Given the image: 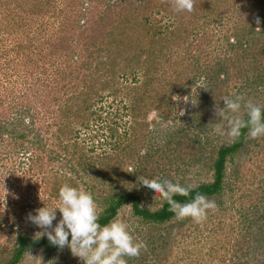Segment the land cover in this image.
<instances>
[{
  "label": "trees",
  "instance_id": "1",
  "mask_svg": "<svg viewBox=\"0 0 264 264\" xmlns=\"http://www.w3.org/2000/svg\"><path fill=\"white\" fill-rule=\"evenodd\" d=\"M61 13L49 34L54 23L39 17ZM215 21L227 26L223 36L216 37ZM10 39L0 49V185L47 197L20 204L10 220L0 215V264H22L32 251L43 264H82L67 247L33 235L35 225L25 219L48 207L47 198L58 200L64 184L92 194L101 226L128 209V230L145 245L139 257H125L128 264H216L214 247L210 260L201 256V228L215 240L231 239L223 263L264 264V193L260 208H234L236 181L249 155L264 150V137L251 139L244 128L232 140L214 130L226 125L215 114L225 97L264 106V0H195L191 14L177 13L171 0H0V41ZM165 88L188 99L173 131L145 120L153 110L163 120L174 112ZM176 160L180 179L168 174ZM191 170L194 181L187 182ZM138 177L190 186L187 197L173 199L183 204L202 194L218 209L204 225L177 220L159 195L148 204L151 189ZM233 209L243 232L232 238L233 230L221 235L208 227Z\"/></svg>",
  "mask_w": 264,
  "mask_h": 264
},
{
  "label": "clouds",
  "instance_id": "2",
  "mask_svg": "<svg viewBox=\"0 0 264 264\" xmlns=\"http://www.w3.org/2000/svg\"><path fill=\"white\" fill-rule=\"evenodd\" d=\"M171 4L177 13L191 14L195 10V0H171ZM256 24L258 25L256 31H260L259 18L256 19ZM178 97L174 96L172 99L179 101ZM183 114L182 112L181 116ZM215 114L217 119L226 122V125L222 123L214 125V130L220 135L236 140L240 137L241 130L247 128L249 138L264 137V106L245 100L243 96L225 97L223 107L219 109L216 107ZM245 115L247 120L244 119ZM138 179L143 186L155 193V199L159 194L169 204V210L175 214L177 220L190 218L199 224L207 219L209 211L215 212L218 209L214 200L202 194H197L190 202L183 204L173 199L176 195L187 197L191 191L190 186H182L167 179L163 181L148 180L144 177ZM57 210L61 214V219L53 227ZM35 211V215L28 214V219L37 228L42 229L36 236L39 238L46 236L51 245L61 250L67 247L82 264H128L125 257L129 259L139 257L141 249L145 247L142 242L134 241L128 224L119 213L108 224L101 226L98 222L100 218L98 205L92 194L82 188L64 184L59 189L55 208L44 206ZM49 264H55V261H49Z\"/></svg>",
  "mask_w": 264,
  "mask_h": 264
},
{
  "label": "rangeland",
  "instance_id": "3",
  "mask_svg": "<svg viewBox=\"0 0 264 264\" xmlns=\"http://www.w3.org/2000/svg\"><path fill=\"white\" fill-rule=\"evenodd\" d=\"M61 18H62V13H61V15H51L50 14V15L45 16V17H39V19H41V21L43 20V21H47L49 23H54V26H49V34H51V31L56 29V25L60 21ZM211 27L214 28V33H215L216 37L217 36H223L225 34V31L227 30V26L224 25V22H222V21L221 22L215 21V23H213L211 25ZM11 40L12 39H10L9 41L7 40L6 42L0 41V49H1L2 44H4V43H7L4 46L5 48H6V46L10 47V46H8V43ZM211 41L213 42L214 40L212 39ZM209 45H212V44H209ZM11 55L14 56V53ZM191 61H193V60H191ZM19 72L20 73H11V75H15V76L16 75H23V73L21 71H19ZM9 73H10V71H9ZM0 77H3V75L1 73H0ZM165 79L167 81L172 80V78H167V76L165 77ZM200 82L201 81H199L198 84ZM167 89L168 88H165V91L163 93L165 94L166 97H170V99H171L170 101L172 102V104L170 106L171 107L176 106L174 112L172 111L170 118H168V119L166 118L163 120V118H161L159 115V114H161V112L159 113V111L153 110L147 114V117H145V120L147 122H150V123L154 120L156 122V124L161 123L160 124L161 128L169 129V130L173 131L176 127V124H180L181 114H182V112L184 113V110L181 109V107H182V105H184L183 103L186 102L188 99H187L185 94L182 98L180 97L181 95H179V93L178 94H175V93L168 94ZM194 90H195V88H194ZM174 96H179L178 97L179 101L173 100L172 97H174ZM174 103H176V105H174ZM182 116H184V114ZM174 124H175V127H172ZM153 129L154 128L151 126L148 128V130H152V131H153ZM140 149L143 150L145 148L140 147ZM262 151L264 152V150H262ZM262 151L258 154L252 153L249 155L251 160L249 162H247L246 164H244L242 167L243 179L240 181L239 180L236 181V185L240 188V191L236 192V195H234L235 196L234 200H236L234 208H241L242 214H244L246 209H250L248 207L252 203L257 204L259 208L262 206V203L259 202L261 195H263V193H264V191L262 190V189H264V182H263V184L261 183L262 185L259 184V182L262 181L263 177H264V153ZM181 164H182V162L180 160H176V163L174 162L171 165L172 169H175L176 172L174 170H172V171L169 170L168 174H170L172 177H176V178L180 179L179 176H180L181 170L183 168V165L181 166ZM256 165H261L262 170H259V169L257 170ZM161 167L162 166H160V168ZM167 168L168 167L166 166V169ZM151 172H154V178L157 177L156 175L158 173V170H152ZM193 173L194 172L191 170V174H188V173L186 174L185 180H188L187 182H190L192 180L194 181ZM17 188H18V186L14 185V184L10 185L9 188H5L4 182H2L0 185V215L4 219H8V220L12 219V217H9L8 215H10L12 213V210H14V209L16 211H18L20 204H25V205L28 204L29 205L30 202H31V204L32 203L35 204L37 202L40 203V200L42 198L47 197V195H45V194L40 195L39 192H32V195H31V190H28L27 192H25L26 190H24L23 188L18 190L20 195H21L20 196L19 194L15 193V190H17ZM158 195L159 194H157V196ZM240 195H241V198H237ZM154 197H155V193L151 190L150 195H148L145 199L148 201V204H152V203H155ZM23 198H25V199H23ZM57 203H58V200H56L54 198H47V206L48 207L55 208L57 206ZM39 208H41V207H39ZM233 212H234V209L232 212H226L227 214H222V216L220 215L221 217H223V221H224L221 224L222 226L221 225L219 226V223H218L219 220L215 219V220H213L214 224H212V226L209 225L208 227L210 229H211V227L216 228L217 230L215 233H218L221 235H223V233L227 234L230 230H233V232L235 233L232 235V238H233L239 232H243V230H245V227H243L244 226L243 222L241 221L243 217L238 215V214H234L235 216L232 215L233 217H231V213H233ZM119 214L121 215V218L126 222L127 218H128V209H123ZM12 216H13V214H12ZM56 217H57L56 220L53 221V227H55L56 223L61 219V214L59 213V211H57ZM244 217H249V216H244ZM25 219H26V223H27V221L30 223L28 217ZM25 219L22 221L23 224H25ZM246 220L248 221L249 218H247ZM13 222L14 221L12 220L11 222H8L6 225L7 226L12 225L13 226L14 225ZM204 223L205 222H202L203 225H204ZM230 224H231V228H230ZM244 224L247 225V222ZM32 227L37 232L42 231V229H39L36 226L35 227L32 226ZM33 229H32V231H34ZM192 230H194V228ZM192 230H190V235H192L191 234ZM200 230H202L203 232H197V231L196 232H197L198 237L200 239H203L202 244H204V248L203 249H202V247L199 248V250L202 251L201 256H203L205 260L206 259L210 260L212 257H210V255H208V253H210L211 251H214V249H216V252L213 253L214 254L213 261L216 264L217 263L225 264L221 261V258H220L222 256L224 257V255H225L226 260H230L231 243L227 244V241H229L231 239H228V238L225 239V238H222V236H221L218 240H215V238H213V232L212 231H208L206 234L205 229L201 228ZM7 231L9 232V229H7ZM32 233H33V235L36 236V233H34V232H32ZM206 236H208L210 238H207ZM5 237H6V235H3V236L1 235V239L3 238V240H4ZM192 238H193V236H191V240L189 238V241H188L189 243L195 242L194 240H192ZM212 238L214 240H212ZM220 240H221V242H220ZM223 243H225L224 246H223ZM200 246H202V245H200ZM211 247H214V249L211 250L210 249ZM178 252L183 254L181 251H178ZM43 263H45V261H44L43 255L40 253V251H32L30 253V255H28V257L24 260V262L22 264H43ZM185 263H186V260L181 259V260H178L176 264H185ZM64 264H69V263H64Z\"/></svg>",
  "mask_w": 264,
  "mask_h": 264
}]
</instances>
